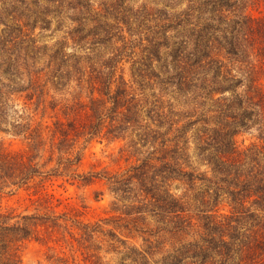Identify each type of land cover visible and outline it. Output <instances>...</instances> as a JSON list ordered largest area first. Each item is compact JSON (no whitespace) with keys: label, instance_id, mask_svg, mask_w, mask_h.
Returning <instances> with one entry per match:
<instances>
[{"label":"rangeland","instance_id":"1","mask_svg":"<svg viewBox=\"0 0 264 264\" xmlns=\"http://www.w3.org/2000/svg\"><path fill=\"white\" fill-rule=\"evenodd\" d=\"M193 1L189 26L222 4L237 21L251 0ZM44 3L0 0V212L26 216L19 220L27 228L24 238L0 230L5 246L0 262L10 255L19 264H264V210L251 205L246 192L227 194L229 180L209 179L194 141L199 125L177 132L175 145L145 144L141 127L132 121L114 129L107 119L93 135L69 129L64 140L57 132L58 121L66 125L71 119L77 125L87 122L90 130L95 121L84 108L89 97L108 98L117 88L134 98L130 114L139 120L156 101L179 118L199 116L195 101L202 102L204 91L195 99L181 96L172 75L162 73L169 62L162 44L193 38L178 17L168 20L187 0H125L108 24L91 31L95 21L88 16L78 32L72 31L78 26L69 18L72 11L54 13ZM248 10L264 13V0ZM172 24L175 31L161 38L162 29ZM200 33L206 35L203 29ZM147 36L161 44V58L152 65L159 76L150 78L139 75ZM259 64L246 72L236 69L243 80L238 91L257 86L264 92V62ZM251 138L249 133L235 136L237 144ZM159 156L205 179H171ZM142 161L145 165L132 176H143L147 190L136 179L123 187L112 183V175H128ZM263 164L264 159L261 164L249 159L241 176L264 178ZM142 190L159 197L168 191L180 200L182 211L155 217V204L137 208Z\"/></svg>","mask_w":264,"mask_h":264},{"label":"trees","instance_id":"2","mask_svg":"<svg viewBox=\"0 0 264 264\" xmlns=\"http://www.w3.org/2000/svg\"><path fill=\"white\" fill-rule=\"evenodd\" d=\"M124 1L113 0L107 3V0H99V4L96 5L91 0H44V5L45 10L49 7L52 12L58 14L68 10L72 11L69 18L72 22L78 23V26L74 27L72 31L78 32L83 29L81 23L88 16L95 21L91 26V31L96 29L101 22L104 25L108 24L109 19L111 20L112 17H116L120 13V6ZM255 1L258 0H251L248 5L245 4L244 9L247 10V14H243L237 21L229 18L227 8L222 4L217 10L213 9L214 13L204 21H199L195 24L196 26H189V24H193L190 22L189 16L196 11V3L193 0H187L184 7L175 10L173 17L170 15L168 18L169 21H172L178 17L176 21L185 24L183 29L190 27L187 31H190V36L193 38L190 40L184 36L179 41H173L172 45L162 44L165 49L169 50L167 52L169 62L165 64L162 73L165 76L172 75L174 82L171 84L174 85L175 92L181 96L195 99L198 93L204 91L201 97L202 102L195 101L196 107L200 110L199 116L188 115L179 118L173 110L156 101L152 104L151 109L144 110L143 117L139 120L138 116L130 114L134 98L127 99L125 90L117 88L112 94H108V98L102 97L100 94L96 96L92 94L89 97L84 108L85 111L88 110V116H92L95 121L90 130L87 128V122L77 125L76 120L71 119L66 125L64 122L58 121L59 130L57 132L64 140L65 134L70 133L69 129H73L76 134L93 135L102 126V121L107 119L110 123L109 126L114 129L118 128L116 124L119 122L120 125H123V123L128 124L132 121L141 127V135L145 144L162 145L165 141H171L175 145L180 141V136L176 138L177 132L189 129V124H197L199 126L194 141L204 164L210 169L211 177L209 179L229 180L227 194L233 197L237 192H246L248 193L246 198L252 197L251 205L264 210V178L252 179L251 176L243 178L242 172H240V168L249 159H253L259 164H261V159H264V92L257 86L254 88L246 86L243 92L237 90L243 85V80L238 77L237 70L246 72L255 69L257 64L264 62V13L256 15L249 13L248 10L249 5ZM140 10L141 7L134 13H139ZM181 17H183L182 20ZM232 22L237 26L230 29ZM214 23L219 27L218 30L210 29ZM173 24L168 30L162 29L161 38L167 39V32L175 31ZM202 29L206 32L205 36L200 33ZM145 39L148 41V45L144 48L146 63L139 75L148 78L152 75L159 76V73L155 74L152 65L153 61H159L161 58L160 48H158L161 44L150 40L148 36ZM113 58L110 57L106 61L108 67H110ZM161 81L166 84V77H163ZM119 102L122 104L119 105ZM107 103L110 104V107ZM207 103L209 104L207 105ZM192 117L194 119L189 120ZM245 133L252 135L250 142L245 144V140L242 139L241 143L237 144L235 136ZM170 136L171 138H167ZM158 138L161 139L158 140ZM176 148L177 151L182 150L178 146ZM156 160L167 168L166 171L171 179L183 180L187 183L205 179L202 176L198 177L193 171L177 170L171 164H167L162 156ZM140 163L131 166L129 169L131 173L128 175L121 178L116 174L112 175V183L123 187L131 179H136L134 181L147 190L143 176H132L134 172H138L145 165V161ZM243 175L245 177V174ZM142 191H144L143 194L138 196L137 208L155 204L157 207L153 211L155 217L160 214L175 216L182 211L180 200L168 191L163 190L162 194L165 195L160 197L155 193ZM25 217L0 212V230L11 234L17 233L20 238H24L27 235V228L24 222L21 223L19 219L25 220ZM4 247L3 244H0V250ZM2 255L3 253L0 252V258ZM10 257V255L5 257L0 264H19L17 259Z\"/></svg>","mask_w":264,"mask_h":264}]
</instances>
